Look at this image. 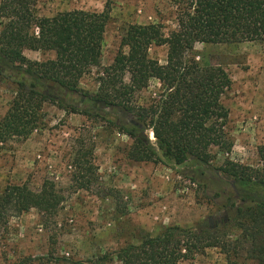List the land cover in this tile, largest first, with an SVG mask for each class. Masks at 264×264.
Listing matches in <instances>:
<instances>
[{
  "label": "trees",
  "instance_id": "obj_1",
  "mask_svg": "<svg viewBox=\"0 0 264 264\" xmlns=\"http://www.w3.org/2000/svg\"><path fill=\"white\" fill-rule=\"evenodd\" d=\"M177 28L166 34L159 24L131 25L122 37L114 62L98 78L96 91L80 87L93 68L101 66L102 48L111 9L74 10L39 17L36 0L0 2V84L15 96L0 120V150L11 141L27 140L44 127L45 104L67 114L95 119L133 142L128 158L136 163L164 159L183 167L179 173L200 187L211 201L223 199L227 219L212 225L163 228L138 245L87 261L53 259L64 264H180L218 248L227 264H264V148L262 168L226 161L213 165L214 149L230 153L229 110L223 98L233 82L222 67L198 61L197 44L206 46L264 42V0H176ZM168 47L167 62L150 57L152 47ZM25 50L54 52L53 60L31 61ZM206 56L203 57V60ZM129 77V82L126 81ZM152 79L163 87L149 106L134 102ZM152 133L153 145L145 134ZM75 184L89 189L95 167L87 154L74 162ZM210 193V194H209ZM212 193V194H211ZM62 197L44 185L36 193L28 186H10L0 195V235L11 212L32 209L56 212ZM241 235L232 240L229 231Z\"/></svg>",
  "mask_w": 264,
  "mask_h": 264
},
{
  "label": "rangeland",
  "instance_id": "obj_2",
  "mask_svg": "<svg viewBox=\"0 0 264 264\" xmlns=\"http://www.w3.org/2000/svg\"><path fill=\"white\" fill-rule=\"evenodd\" d=\"M175 1L36 0V12L39 17H53L60 12H103L107 5L110 7L101 66L93 68L80 84L83 90L93 92L98 88L99 76L121 50L122 37L131 25L159 24L166 34L177 28ZM24 55L38 62L56 58L54 52L47 51L25 50ZM149 55L165 65L168 47L154 46ZM193 56L222 67L233 82L223 98L230 112L227 131L233 147L230 153L214 149L213 165L221 167L231 161L262 168L259 150L264 148V42L197 44ZM162 90V84L152 79L146 89L136 93L134 102L149 106ZM14 96L11 88L0 84V120ZM44 112L43 128L27 140L11 141L0 150V195L10 186L23 185L38 193L46 184L53 186L63 201L56 212H11L0 235V264H64L49 261L50 257L87 261L129 244L138 245L163 228H191L203 221L217 225L227 219L225 208L218 205L224 200L206 198L200 187L181 176L183 167L166 159L136 163L127 155L133 141L118 131L49 104H45ZM145 135L156 145L152 133ZM84 154L95 167L89 189H80L74 180L75 159ZM240 235L239 229L229 231L232 240ZM240 262L256 264L247 260L245 252ZM180 264H227V259L221 249L213 248Z\"/></svg>",
  "mask_w": 264,
  "mask_h": 264
},
{
  "label": "crops",
  "instance_id": "obj_3",
  "mask_svg": "<svg viewBox=\"0 0 264 264\" xmlns=\"http://www.w3.org/2000/svg\"><path fill=\"white\" fill-rule=\"evenodd\" d=\"M244 44V43H243Z\"/></svg>",
  "mask_w": 264,
  "mask_h": 264
},
{
  "label": "water",
  "instance_id": "obj_4",
  "mask_svg": "<svg viewBox=\"0 0 264 264\" xmlns=\"http://www.w3.org/2000/svg\"><path fill=\"white\" fill-rule=\"evenodd\" d=\"M154 135V134H153Z\"/></svg>",
  "mask_w": 264,
  "mask_h": 264
}]
</instances>
